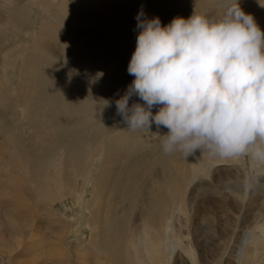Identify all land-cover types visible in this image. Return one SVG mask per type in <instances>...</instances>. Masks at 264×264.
<instances>
[{"label":"bare ground","instance_id":"obj_1","mask_svg":"<svg viewBox=\"0 0 264 264\" xmlns=\"http://www.w3.org/2000/svg\"><path fill=\"white\" fill-rule=\"evenodd\" d=\"M29 1V8H43L45 19L26 47L25 84L10 89L2 83L0 107L8 94L17 102L22 99L21 115L31 128L40 129L42 152L31 158L18 147L13 134L10 144L14 148L9 152L6 136L0 138V207L5 208L3 218L0 215V250L12 260L11 252L14 257L23 253L13 246L30 237L32 242L53 244L52 254L58 258L67 250L61 257L75 264H175L181 250L184 264H194L190 259L200 264V254L180 230L187 217L184 208L189 210L185 188L204 178V184H199L205 189L226 197L224 188L236 194L232 200H241L247 189L246 185L244 192L240 189L239 183L245 184L243 172L221 189L206 178H213L219 170L210 174L211 170L225 163H238L236 171H243L245 154L252 166L249 183L254 188L264 185V0H187L185 10L171 19L173 13L135 9L146 0H122L129 5L126 8L113 0H62L57 5L52 0ZM183 15L189 18L188 27L162 25L167 20L186 23L177 19ZM202 22L208 31H196V23ZM64 23L83 33L90 26L140 33L120 35L111 52L94 46L86 36H70L62 28ZM210 31L215 34L213 41L207 36ZM1 32L6 33L5 28ZM57 52L60 58L55 61ZM213 64L226 70L228 78L220 74L202 82V92L186 103L187 122L170 136L147 138L155 126L154 117L168 103L157 95L171 86L170 95L181 98L179 92L193 82L185 81V71L212 70ZM120 77H129L125 87L102 110L97 93L103 89L102 79ZM246 81L250 84H243ZM102 126L106 129L98 135ZM87 146L98 162L88 178L92 186L88 198L75 193L71 221L89 232L87 241L69 247L64 242L50 243L58 239L64 223L51 217L48 205L54 196L68 195L61 188L51 189L52 156L63 154L62 164L69 171L59 168L58 174L70 175L74 186L77 176H85L88 169ZM224 201L221 207L232 232L222 250H228L232 242L235 251L230 254L240 264H264V208L239 235L243 211L239 205H228L230 200ZM189 206L191 213L195 208ZM236 208L239 223L231 218ZM222 256L212 264H230Z\"/></svg>","mask_w":264,"mask_h":264},{"label":"rangeland","instance_id":"obj_2","mask_svg":"<svg viewBox=\"0 0 264 264\" xmlns=\"http://www.w3.org/2000/svg\"><path fill=\"white\" fill-rule=\"evenodd\" d=\"M61 1L62 0H52L55 5L59 4ZM225 1L226 0H222V2ZM113 2L115 5H118L121 8H126L127 6H129L128 4H124L122 0H113ZM29 3V0H1L0 2V85L3 83L4 86L9 87L10 89H14L19 84H25V76L27 77L28 75V73L25 74L24 72V69L27 66L24 64L26 47L35 38L38 30L42 29L41 25L43 23V20L45 19L43 8H41L40 6H33L29 8ZM187 3V0H146L137 4L135 6V9L144 11L146 13L158 12L166 15L173 13L170 17L171 19L176 18L174 17V15L179 14L180 9L185 10L184 7L187 5ZM219 5L222 6L223 4L219 2ZM194 6L195 4L191 7ZM220 6L217 7L220 8ZM12 19H16L18 21V24L15 25ZM177 19H183L187 22L180 24L179 22L169 21L167 23V20L164 21L162 25H180L188 27V16L185 17V15H183ZM231 22H234V20H231ZM196 25V31L198 32L209 30V26L204 22H202L201 24L196 23ZM3 28H5L6 33L1 32V29ZM62 28L68 30L70 32V36H73V34L86 36L90 39L91 44H93L94 46H102L106 49V51L111 52L113 51V47L119 43L120 35L123 37H131L140 33L130 31L119 32V30L117 29L100 31L99 29H95L93 26L83 28L82 30L87 31V33H83L82 31L76 32L73 28H70L67 23H64V25H62ZM47 32L49 33L51 31ZM207 36L211 38V41L215 40V34L213 32H208ZM72 53L73 52H71L70 54ZM59 58L60 54L57 52L56 56H54V60L56 61ZM210 68L212 70H204L202 69V67H196L193 68L192 71H185V74L183 75L187 77L185 81L191 79L193 82L191 85L185 86L186 88L182 92H179V94L182 95L181 98H176L175 96L170 95V92L172 90L171 86H168L163 94L160 93L157 95V98L159 100H165L168 101V103L166 102V110L163 113L159 114L160 116L157 115L154 117L153 122L155 126H153L152 132L148 134L147 138L156 139L161 136H170L171 134H173L181 124H185L187 122L190 112L186 107V103L189 102L191 96L192 98H194V94L197 93L198 95L200 94L199 92H202L200 88L201 83L209 81L220 74H223L228 78V72L226 70H222L221 67L213 64L210 66ZM215 73L218 74L209 76ZM262 77L264 78V72H262ZM128 78L129 77H120L119 79H102L103 89H99V91L97 92L98 97L101 99L98 105H100L102 110L110 106L107 101H111L112 95L125 87V82L128 80ZM247 83L250 84L249 81L243 82V84L245 85H247ZM6 97H9L8 100L6 101L5 99H3L1 101V105L4 106L3 108L0 107V138L3 139L6 136V147L7 150L11 152L13 151L14 147L12 144H10V137H12V134L15 135L18 141V147L20 149L28 151L30 157L32 158L34 154H39L40 152H42L41 131H39L40 129L38 130L31 128L30 125L25 122V118L21 115V110L23 109V106L25 107L22 99L18 100L23 106L19 102H17L16 99H13V96H10L8 94ZM170 98L174 100L172 101ZM7 102L8 105H5ZM168 111L170 112L168 113ZM99 115L101 116V114ZM161 117H163V119H161ZM100 122H103V119ZM155 122L157 123L155 124ZM187 124L189 125L190 123ZM105 129V126H102L98 135H100ZM85 152L87 153L86 159L88 161V169L87 172H85V176H77V178L75 179L77 183L74 184V186L71 185L70 175L62 176L58 174L59 168H63L65 171H69V169L65 168L62 164L61 159L63 154L61 153L56 156H52L54 165L48 168V178L52 180L51 189L57 190L61 188V190H66L68 192V195H66V197H58L56 195L54 196V200L48 205V212L50 213L51 217H53L54 220H62L64 223L61 232L57 235L58 239H51L49 240L50 243L64 242L66 246L69 247L70 245H74L77 242L80 244H85L87 241L89 232L87 230H84V226L71 222L72 215L75 213V193L82 192V194H84V198H88L89 192L92 187L88 178L93 175L98 162V156L92 155L89 146L85 148ZM245 156L247 157V160L242 166L243 171H236L238 163H225L222 165L217 164L218 166L214 167V169H212L210 172L211 174L214 171L219 170L215 172L217 174L214 173L215 180H213L214 177L210 178V176L206 178L209 182L212 183V186L215 187V184H217L218 187L216 188L221 189L223 185L225 186L228 183H231L232 180H237V173H240L241 175V172H243L245 184L239 183L240 189L241 192H244V185L247 186V189L243 193V197L241 200H232L233 195L235 197L236 194L228 192V190L225 191L224 188H222V191H224V193H227L226 197L215 194L212 189H205L203 185L199 184H204V178L195 180L187 188H185V193L183 196L185 201L187 199L189 210L184 208V213L187 215V217L183 215V217L185 218L183 219L184 221L182 222V227L180 230L184 231L182 235L184 240L188 241L189 246L194 248L196 254H200V264H212L213 260L217 259L220 253L221 256L223 255L222 257L224 259H227L230 262V264H240L238 260L235 259V256L233 257V255L230 254L235 251L232 242L228 244V250H222L223 244H227L226 242L229 240V236L232 232L229 229L232 225H228L225 222L229 217H227L226 219L224 210H222L223 208L221 207L223 206L221 204L225 202L224 198L230 200L229 203H227L228 205H239V207L243 211V217L241 221L238 218V214L240 211L238 212L237 208L235 209L236 211L232 209V211H235V213H231V218H236L238 223L240 221L239 224L243 225L245 223L244 226L238 224V230L241 231L239 235H241L244 231L242 230V227L243 229H245L248 224L254 223V221H256L257 219V211L264 208L263 182L255 188L251 183H249L252 174V166L249 162L248 155L245 154ZM23 166H25V164ZM23 166L21 167V169H24ZM217 176L219 177L217 178ZM219 179H221V181ZM87 181L88 183H85ZM189 205H192V207L195 208L191 211V213V206ZM4 214L5 208L1 206V218H3ZM213 215H216V221H213V219L210 220V216ZM74 226L77 227L76 230L74 229ZM195 227L198 228L195 229ZM25 232L29 234L27 230H25ZM234 232L235 234H237V236H239L237 230ZM2 234L7 235V233ZM6 237L8 238V236ZM10 240L16 241L15 239ZM6 242H9V240ZM52 245L53 244H48L45 240H43V242L40 244L35 241L32 242L31 238L29 237V240H23L20 246H13V248L19 247V249L23 250V253L17 257H14L12 255L13 253L11 252L12 260L9 258L8 254L0 250V264H75L73 259H71V261L69 262L68 260L62 258L65 257L67 250L65 252H62V257L60 256V258L52 254ZM252 247L253 243L250 244V249H252ZM254 247L256 248L258 246ZM91 252L95 253L93 250ZM180 253H183V251L181 250ZM180 253L176 255L175 264H184L182 255ZM197 257H199V255H197ZM206 258L208 259V263L205 262ZM192 261L194 264H197V261L195 259H190V261L188 262L191 263ZM262 262H264V258H262Z\"/></svg>","mask_w":264,"mask_h":264}]
</instances>
